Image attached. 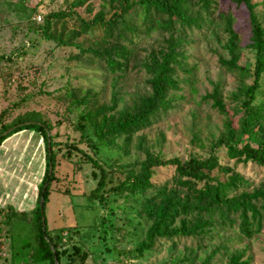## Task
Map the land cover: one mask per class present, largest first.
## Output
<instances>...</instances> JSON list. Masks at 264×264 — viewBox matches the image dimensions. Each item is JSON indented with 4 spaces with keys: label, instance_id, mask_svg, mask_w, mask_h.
<instances>
[{
    "label": "rangeland",
    "instance_id": "1",
    "mask_svg": "<svg viewBox=\"0 0 264 264\" xmlns=\"http://www.w3.org/2000/svg\"><path fill=\"white\" fill-rule=\"evenodd\" d=\"M26 1L37 6L31 21L41 25L46 15L64 11L75 0ZM214 1L211 21L200 22L199 29L179 31L176 28L171 33L155 29L143 35L136 44L134 58L143 62L152 52L157 53L170 35L182 39V69H178L175 75L179 90L169 92L172 108L148 127L129 139H118L112 148L98 146L96 157L106 171V189L124 179V174L120 173L124 166L132 169L148 154L161 159L205 158L218 137L227 134L239 144L264 142V118L253 125V130L257 131L255 135L249 137L240 130L241 89L251 83V78L230 72L221 64L235 57L239 66L252 71L255 58L254 51L249 48L248 12L236 4V0ZM252 2L258 5L256 19L264 28V0ZM112 6L111 0H90L75 12L89 20L100 11L109 13ZM191 13L194 15L195 11L191 10ZM219 15L230 18V29L235 34L233 50L230 49L225 21ZM94 39L82 36L75 43L84 48H97L98 42ZM0 55L14 59L0 64V111L9 109L4 123L10 124L30 112L37 113L48 123L50 136L55 142L73 143L88 154L92 153L89 147L76 143L80 135L75 128L77 111L69 107L65 98L67 90L74 89L79 96L85 92L93 93L96 106L109 109L115 105L112 113L130 110L150 94L145 83L147 76L143 72L130 71L112 77L102 64L82 57L77 47H55L52 42L39 39L5 6H0ZM5 74L10 75L6 83ZM215 97L223 110L218 109ZM255 105L264 111V80ZM20 134L22 136L12 135L0 145V196L3 199L7 196L10 199L19 188L29 192L30 186L32 188L42 181L45 163L39 135L31 129ZM55 151L58 182L50 184L44 219L49 231L61 229V251L69 253L72 245L87 251L85 264H229L230 258L236 255L241 256L246 264H264V224L249 238L242 237L235 230L217 228L207 237L159 239L141 258H134L129 251L145 239L150 226L141 213L143 198L137 200L132 196L111 194L104 203L89 201L87 197L96 186L99 172L72 150L69 157H66L63 146ZM216 154L225 171L220 174L214 170L211 175L218 174L222 182L231 177L245 182L229 197L242 190L252 192L263 183V168L250 162L229 160L223 147L216 149ZM156 172L155 183L159 184L170 179L173 173L170 169ZM21 194L19 191L18 196ZM150 195L151 192L146 194L147 197ZM14 204L9 206L17 210L18 206ZM28 219L14 218L9 224L0 225V264H48L32 262L30 249L23 248L25 242L32 243ZM188 220L189 217H180L174 227ZM6 231L13 233V242L5 236ZM66 262L67 256L62 254L60 264Z\"/></svg>",
    "mask_w": 264,
    "mask_h": 264
},
{
    "label": "trees",
    "instance_id": "2",
    "mask_svg": "<svg viewBox=\"0 0 264 264\" xmlns=\"http://www.w3.org/2000/svg\"><path fill=\"white\" fill-rule=\"evenodd\" d=\"M89 1L70 2L64 11L46 15L41 25L31 21L37 6L30 5L26 0H0V6H5L7 11H10L19 22L24 23L27 30L39 39L52 42L55 47H77L82 57L102 64L112 77H120L130 71L143 72L147 76L145 83L150 88V94L141 98L132 109L112 113L115 105L109 109L96 106L97 100L93 93L85 92L79 96L76 90H67L65 98L69 101V107L77 111L75 128L80 135L76 143L89 147L92 150L89 154L73 143L55 142L54 137L50 136L51 129L48 123L37 113L30 112L15 118L10 124H5L4 118L9 114V109L1 110L0 135L17 124L29 121L41 123L16 128L0 138V145L23 130H34L43 145L45 168L42 181L37 186L34 209L29 213L17 211L11 206L0 209V225H7L14 218L20 220L29 218L32 243L25 242L23 248L30 249L29 258L34 263L55 264L56 261L60 264V256L65 254L67 256L65 264H85L88 258L87 251L76 245L70 247L69 253H66V250L61 251V229L57 232L49 231L45 219L43 229L41 222L50 195V184L58 182L55 175V150L63 146L66 157H69L72 150L80 154L81 158L100 174L95 188L87 197L89 201L104 203L106 197L111 194L132 196L137 200L143 198L141 213L150 222V226L145 239L129 251L134 258H141L159 239L207 237L217 228L235 230L242 237L249 238L264 224V181L252 192L242 190L240 194L229 197L230 193L242 188L245 182L238 177H231L228 181L222 182L218 174L211 173L214 170H218L220 174L225 171L216 154V149L221 147L225 149L229 160L236 163L250 162L264 169V142L239 144L238 141H234L231 134H227L218 137L205 158L189 156L186 160L177 157L161 159L148 154L132 169L124 166L120 172L124 174V179L107 189L106 171L96 157L98 146L112 148L118 139H129L131 135L152 124L160 115H165L172 108L169 92L179 90L175 75L178 69H182L181 50L184 44L182 39H174L170 35L163 41L157 53L152 52L143 62H137L134 50L142 36L155 29L164 33H171L176 28L179 31L199 29L200 22L211 21L215 1L111 0L113 6L109 13L100 11L93 18L85 20L75 12V9L83 7ZM235 3L242 5L248 12L251 36L249 48L254 51L255 61L251 72L239 66L238 58L235 57L221 64L230 72L251 78V83L241 89L243 102L240 125L241 133L250 137L257 133L253 127L264 118L263 109L255 105L264 80V28L256 19L257 3H253L252 0H236ZM191 10L195 11L194 15ZM219 17L225 21L230 49L233 50L235 34L230 29V18L222 15ZM82 36L96 38L94 40L98 42V47L84 48L76 44L75 40ZM13 60V57L0 55V64ZM9 76L3 75L5 83ZM214 100L218 109L223 110L218 99L215 97ZM49 165L52 167L50 174ZM160 169H170L173 172L171 178L163 184L155 183L156 170ZM148 192H151V195L147 197ZM41 200L42 212L39 206ZM180 217H189V220L183 221L179 227H174V223ZM5 236L9 241H14L12 232L6 231ZM1 238L0 234V246ZM229 264L246 263L241 260V256L236 255L230 258Z\"/></svg>",
    "mask_w": 264,
    "mask_h": 264
},
{
    "label": "crops",
    "instance_id": "3",
    "mask_svg": "<svg viewBox=\"0 0 264 264\" xmlns=\"http://www.w3.org/2000/svg\"><path fill=\"white\" fill-rule=\"evenodd\" d=\"M15 136H22V135L18 133ZM37 141L38 140L36 139V143H37ZM40 141H41V139H40ZM38 143H39V141H38ZM13 144H17V143H13ZM41 144H42V142H41ZM35 146H36V148H38V144H35ZM23 150L24 149H22V151ZM15 186L17 187L18 185H15ZM37 186L38 185H34V187H32V188L30 186L29 192H26V193L23 192V190L25 188L24 189L22 188L23 190H21L19 188L18 192L20 191L22 193L20 196H18L17 190H15V192H13V190H12L13 193L10 196V199H7L8 196L5 199H3V197L0 196V209L6 208L10 204L15 203L14 205L18 206L17 211H23V212H27V213L31 212L34 209V206H35V203H36V199H37ZM20 207H21V209H20Z\"/></svg>",
    "mask_w": 264,
    "mask_h": 264
},
{
    "label": "water",
    "instance_id": "4",
    "mask_svg": "<svg viewBox=\"0 0 264 264\" xmlns=\"http://www.w3.org/2000/svg\"><path fill=\"white\" fill-rule=\"evenodd\" d=\"M25 125H41V123H39V122H34V121H29V122H24V123H21V124L14 125V126L8 128L5 132H3V133L0 135V138H1L2 136H6L7 134L11 133V132H12L13 130H15L16 128L21 127V126H25ZM47 136H48V134H47ZM48 147H49V144H48ZM51 170H52V167H51V165H49V168H48V173H49V174L51 173ZM39 206H40V211L42 212V207H43V201H42V200H41ZM41 222H42V224H43V229H44V218H43V217L41 218ZM53 253H54V251H53ZM55 264H57L56 261H55Z\"/></svg>",
    "mask_w": 264,
    "mask_h": 264
}]
</instances>
